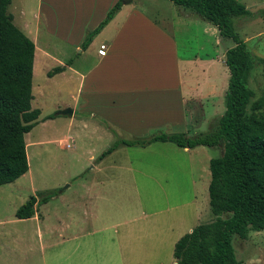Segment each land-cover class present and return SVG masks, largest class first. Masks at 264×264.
Listing matches in <instances>:
<instances>
[{
    "label": "rangeland",
    "instance_id": "374dc122",
    "mask_svg": "<svg viewBox=\"0 0 264 264\" xmlns=\"http://www.w3.org/2000/svg\"><path fill=\"white\" fill-rule=\"evenodd\" d=\"M239 1L253 13L264 11V0ZM49 2L44 0V12L51 14L46 10ZM35 7L37 0H12L8 11L16 16L22 8L29 18ZM59 9H55V15ZM235 23L256 61L263 60L264 17L239 18ZM14 24L19 28L18 22ZM191 29L195 39L191 45L188 37H178L183 52L214 56L215 39L200 37ZM45 39L59 48L58 37ZM220 41L221 52L235 46L231 40L220 37ZM201 42L203 49L198 47ZM62 43L63 58H73L74 46ZM92 56L95 60V52ZM58 62L50 58L45 66L39 62L34 66L32 109H40L41 116L39 124L25 135V143L34 144L27 148L29 171L15 182L0 186V264H174L176 242L198 225L215 221L210 207L209 166L222 150L198 146L187 152L173 143L148 148L122 146L99 166L100 156L114 142L130 139L122 130L110 132L113 139L105 142L91 141V131L85 127L90 122L102 124L85 117L81 108L73 119L58 115L72 109L78 90L76 83L64 80L66 76L48 77L50 71L61 66ZM246 81L258 99L249 104L243 121L264 110V67L250 64ZM228 84L227 80L222 82L218 94L221 108H226L223 88ZM38 100L41 104H36ZM51 115L57 116L49 119ZM190 130V135L196 134ZM155 134L159 133L138 138ZM92 149L95 161H90ZM49 193L57 195L38 208L35 217H16L31 196L40 198ZM232 243L243 264H264V231L251 230L246 240L234 235Z\"/></svg>",
    "mask_w": 264,
    "mask_h": 264
},
{
    "label": "crops",
    "instance_id": "0c3cea01",
    "mask_svg": "<svg viewBox=\"0 0 264 264\" xmlns=\"http://www.w3.org/2000/svg\"><path fill=\"white\" fill-rule=\"evenodd\" d=\"M118 1L50 0L46 8L50 14L44 12V0H37L31 17L28 18L22 8L16 16L11 14L19 28L35 43L34 66L38 62L45 66L50 58L58 60L61 66L72 60V64L58 75L66 76L67 82L76 83L74 114L77 115L81 108L85 117L103 125L90 122L85 127L91 131V141L101 139L105 142L107 138L113 139L110 132L122 130L127 139H135L153 132L196 136L203 133L201 129L206 126L208 130L206 127L204 133L215 129L226 111L221 108L218 94H221L222 82H229L230 77L225 63L229 48L220 51L218 28L190 10L178 6L180 9H175L169 0H132L128 5L122 4L110 23L93 38L86 50H82L87 34L104 21ZM56 8H60L58 15H55ZM191 28L200 37L206 35L215 39L214 56L183 52L185 49H181L178 37H188L191 45L195 41ZM50 37H58L61 44L58 49L45 39ZM62 42L74 46L73 58H63ZM198 47L203 49L202 42ZM94 52L95 60L92 59ZM227 89L225 85L224 95ZM82 97L83 106H80ZM36 104L41 103L38 100ZM190 128L196 134L190 135ZM157 143L170 144L155 142L141 148ZM92 151L94 149L90 151V161H95L97 158ZM105 161L106 158L99 160V166ZM85 212L89 214L87 205Z\"/></svg>",
    "mask_w": 264,
    "mask_h": 264
},
{
    "label": "trees",
    "instance_id": "16d2710c",
    "mask_svg": "<svg viewBox=\"0 0 264 264\" xmlns=\"http://www.w3.org/2000/svg\"><path fill=\"white\" fill-rule=\"evenodd\" d=\"M169 1L213 24L222 39L235 44L226 51L225 58L230 73L226 111L209 132L196 136L163 133L117 140L99 159L122 146L147 147L155 142H170L189 149L198 146L224 149V154L210 161L209 196L215 221L198 225L182 236L175 244L174 258L176 264H243L236 256L233 236L246 240L251 230L264 231V110L243 121L249 104L258 99L247 85L249 66L264 67V59L256 61L237 33L235 19L264 17V11L253 13L239 0ZM11 3L12 0H0V186L15 182L29 171L25 135L39 124L41 116L40 109H32L36 46L14 24L8 11ZM122 4V0L118 1L104 21L87 34L82 50L110 23ZM71 64L69 60L66 65L54 68L48 77L64 72ZM56 195L31 196L17 210L16 217L21 220L34 217L38 208Z\"/></svg>",
    "mask_w": 264,
    "mask_h": 264
},
{
    "label": "water",
    "instance_id": "95a60500",
    "mask_svg": "<svg viewBox=\"0 0 264 264\" xmlns=\"http://www.w3.org/2000/svg\"><path fill=\"white\" fill-rule=\"evenodd\" d=\"M131 2H132V0H125V1H123V4H124V5H128V4H130ZM58 115H59V116H68V117H71V118H72L73 115H74V110L68 108V109H65V110L60 111V112L58 113ZM224 152H225V150L222 149V154H224Z\"/></svg>",
    "mask_w": 264,
    "mask_h": 264
},
{
    "label": "bare ground",
    "instance_id": "6f19581e",
    "mask_svg": "<svg viewBox=\"0 0 264 264\" xmlns=\"http://www.w3.org/2000/svg\"><path fill=\"white\" fill-rule=\"evenodd\" d=\"M26 145H27V148H31V147H33L34 144H33V143H30V142H27ZM33 157H34V156H33ZM29 159H30V158H28V160H29Z\"/></svg>",
    "mask_w": 264,
    "mask_h": 264
}]
</instances>
